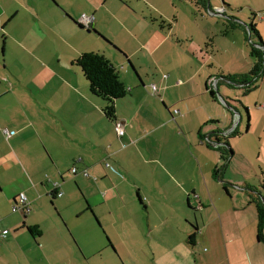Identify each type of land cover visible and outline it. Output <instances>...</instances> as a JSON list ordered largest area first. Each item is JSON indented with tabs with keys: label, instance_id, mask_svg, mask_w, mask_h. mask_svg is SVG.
Segmentation results:
<instances>
[{
	"label": "crops",
	"instance_id": "1",
	"mask_svg": "<svg viewBox=\"0 0 264 264\" xmlns=\"http://www.w3.org/2000/svg\"><path fill=\"white\" fill-rule=\"evenodd\" d=\"M252 20L264 42V0H0V264H264V76H219L251 71ZM92 51L129 89L116 120L74 62Z\"/></svg>",
	"mask_w": 264,
	"mask_h": 264
},
{
	"label": "trees",
	"instance_id": "2",
	"mask_svg": "<svg viewBox=\"0 0 264 264\" xmlns=\"http://www.w3.org/2000/svg\"><path fill=\"white\" fill-rule=\"evenodd\" d=\"M193 2L198 7L206 5L207 0H189ZM262 13H254L253 16L256 18ZM253 17V19H254ZM161 27H168L171 28L170 24H165L164 22H160ZM233 28V26H231ZM247 40L250 42L251 47V55L254 57L255 62L251 69V71L248 74L243 75H219L223 79H227L229 82H231L234 85L242 86L246 91L251 90L252 88L257 86V83L261 80V78L264 76V54L263 50L258 48L257 45L260 44L263 46L264 42L261 38V35L259 33V30L257 29V26L254 22V20L251 21L250 24H247L245 26ZM256 36L259 39L258 44L254 43L252 41V36ZM212 42V41H211ZM75 64L81 67L85 77L89 81L90 90L91 92L102 98L106 102V106L104 108L105 115L111 119L116 120V106L115 102L125 97L129 93V89L126 86V84L121 79L118 70L116 67L112 64V62L106 57L105 54L101 52H85L81 54L77 59H75ZM211 93L213 95H216V91L212 90ZM247 108V107H246ZM15 132V131H14ZM15 134V133H14ZM220 150L222 152V157L224 161H227L230 154V151L227 150L225 147H220ZM263 188L264 185L262 184ZM59 189L53 190L51 193L52 197L57 196V192ZM253 192H256L258 190L256 187H252L250 189ZM254 202L257 206V212H258V237L260 239L263 238V232H264V196L261 195V198L255 197ZM28 230L33 235H40L41 231L38 226H29L27 227ZM196 234L193 233L190 235V241L194 242Z\"/></svg>",
	"mask_w": 264,
	"mask_h": 264
},
{
	"label": "built area",
	"instance_id": "3",
	"mask_svg": "<svg viewBox=\"0 0 264 264\" xmlns=\"http://www.w3.org/2000/svg\"><path fill=\"white\" fill-rule=\"evenodd\" d=\"M92 20H93L92 17L84 16V17L82 18L81 23H84L86 26L89 27V23H90ZM257 47L260 48V46H258V45H257ZM260 49H261V48H260ZM165 77H166V75H165ZM214 83H215V86H216V85H217V80H215V82H213V84H214ZM152 90H153L154 92H157V90H158L157 85H155V84L152 85ZM175 113H179V110H175ZM115 129H116V131H117V133H118L119 136H123V135H125V128H124V126H122L121 123H116ZM4 133H5L8 137H10V136H12L15 132H14V131H10V130H8V129H5V130H4ZM107 166H109V163H107ZM72 171H73L74 173L77 172V168L74 167V168L72 169ZM54 185H55V186H54V187H55L54 190H55V189H58L59 183L57 182V183H55ZM62 194H63V192L60 191V190H58V192H57V196H62ZM12 209H13L14 211H23L24 213H28V212H29V210H30V203H29V201H28V198H27L26 194L21 193V194L19 195V197L17 198L16 202L13 204ZM6 236H7V232H6L5 230H3V229L0 227V240L3 239V238H5Z\"/></svg>",
	"mask_w": 264,
	"mask_h": 264
},
{
	"label": "rangeland",
	"instance_id": "4",
	"mask_svg": "<svg viewBox=\"0 0 264 264\" xmlns=\"http://www.w3.org/2000/svg\"><path fill=\"white\" fill-rule=\"evenodd\" d=\"M249 10V9H248ZM4 123V121H2V124ZM7 129V128H5ZM4 129V130H5ZM4 130L2 131L3 132V135H4V138H7V135L4 133ZM9 130V129H8ZM11 131V130H10ZM37 145V141H36V138H35V135H31L28 139V144L25 143V150H29V149H34ZM94 220H96L94 218ZM96 222V221H95ZM98 225V224H97Z\"/></svg>",
	"mask_w": 264,
	"mask_h": 264
},
{
	"label": "water",
	"instance_id": "5",
	"mask_svg": "<svg viewBox=\"0 0 264 264\" xmlns=\"http://www.w3.org/2000/svg\"><path fill=\"white\" fill-rule=\"evenodd\" d=\"M237 20H238V18H237ZM239 20H240V19H239ZM258 46H260V48L263 50V54H264V46H261V45H258ZM231 101H232V100H231ZM226 107H227V108H230V109L235 108V107L232 106V104H230L229 102H228V104H226ZM234 111H235V110H234ZM235 112H236V111H235ZM235 115H239V113L236 112ZM220 143H221V142H220ZM221 144L224 145V146H226V147H228V143H227V142H222Z\"/></svg>",
	"mask_w": 264,
	"mask_h": 264
}]
</instances>
